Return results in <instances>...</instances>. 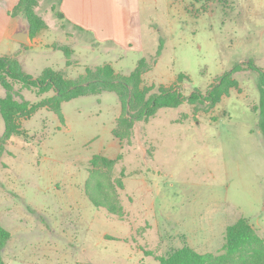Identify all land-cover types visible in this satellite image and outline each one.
<instances>
[{
	"label": "rangeland",
	"instance_id": "374dc122",
	"mask_svg": "<svg viewBox=\"0 0 264 264\" xmlns=\"http://www.w3.org/2000/svg\"><path fill=\"white\" fill-rule=\"evenodd\" d=\"M49 1L34 8L47 28L16 57L33 77L52 68L79 80L104 65L128 76L144 58L141 86L155 93L173 85L187 96L205 95L234 65L241 69L215 105L184 101L159 109L121 139L112 133L123 112L115 92L63 102V120L47 107L22 117L26 135L10 136L0 153V225L10 235L3 263L160 264L158 256L183 246L219 255L227 227L240 217L264 241L259 73L248 67L251 60L264 70V0H137L140 38L132 47L75 29ZM0 53L11 56L5 45ZM12 83L19 101L54 94ZM3 131L0 115V138ZM94 154L120 155L95 174L108 202L121 207L116 212L95 207L85 194Z\"/></svg>",
	"mask_w": 264,
	"mask_h": 264
},
{
	"label": "trees",
	"instance_id": "16d2710c",
	"mask_svg": "<svg viewBox=\"0 0 264 264\" xmlns=\"http://www.w3.org/2000/svg\"><path fill=\"white\" fill-rule=\"evenodd\" d=\"M39 0H18L9 11L11 16L25 19L29 24V37L33 38L40 30L46 29L44 20L38 16L34 8ZM60 3V0L56 1ZM52 10L60 20L64 18L55 5ZM66 56H69V48H60ZM161 45L157 51L160 53ZM67 64L69 61L66 62ZM248 67L258 71L257 81L259 100L255 107L257 111V125L264 138V70L250 60ZM149 68L144 58L139 59L136 67L128 76H116L112 67L104 65L91 72L86 69V75L79 80L67 78L63 71L45 68L37 76L33 77L24 72L20 62L15 56L0 55V85L5 90V95L0 98V115L3 119L4 131L0 138V153L4 150L3 142L12 135H26L21 128L20 119L30 117L39 108H50L60 120H63L61 105L63 102L86 96L99 95L104 91L115 92L121 100L123 112L118 117L117 124L112 133L119 139L127 137L136 120H146L162 108H177L184 101L189 103L208 102L213 106L221 100L222 95H227L237 81L231 78V74L241 69L236 64L232 70L226 71L217 84H214L205 95L198 90L185 96L177 87L160 88L158 92L150 93V86H141L142 74ZM182 74L178 79L181 80ZM85 78V79H84ZM12 81L21 82L24 87H34L38 94L50 90L54 91L52 96H45L39 102L30 103L28 100H17L13 96L14 86ZM120 155L116 158H108L101 154H94L90 160V176L85 183V194L95 207H106L110 212L120 210V206H114L108 202L109 193L104 190L102 181H97L95 174L103 167L112 168ZM119 182V181H118ZM121 185V183H119ZM9 232L0 225V251L9 240ZM225 252L219 255L210 253L200 254L194 249L183 246L175 248L167 255L158 256L160 264H264V241L259 237L254 228L245 217L226 229ZM0 264L3 259L0 255Z\"/></svg>",
	"mask_w": 264,
	"mask_h": 264
},
{
	"label": "crops",
	"instance_id": "0c3cea01",
	"mask_svg": "<svg viewBox=\"0 0 264 264\" xmlns=\"http://www.w3.org/2000/svg\"><path fill=\"white\" fill-rule=\"evenodd\" d=\"M17 1L0 0V52L5 45L7 53L18 58L22 54V45H34L36 40L29 37V42L23 43L11 37L23 21L9 14ZM56 1L50 0L49 3L52 6ZM56 7L64 15L66 24L91 33L97 41L125 47L138 43L140 30L135 25L137 0H60Z\"/></svg>",
	"mask_w": 264,
	"mask_h": 264
},
{
	"label": "water",
	"instance_id": "95a60500",
	"mask_svg": "<svg viewBox=\"0 0 264 264\" xmlns=\"http://www.w3.org/2000/svg\"><path fill=\"white\" fill-rule=\"evenodd\" d=\"M13 39H16L23 43L29 42V24L27 21H22L14 33L11 36Z\"/></svg>",
	"mask_w": 264,
	"mask_h": 264
}]
</instances>
